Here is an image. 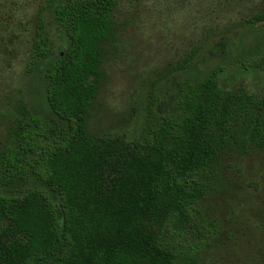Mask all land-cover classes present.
I'll use <instances>...</instances> for the list:
<instances>
[{"label": "trees", "instance_id": "16d2710c", "mask_svg": "<svg viewBox=\"0 0 264 264\" xmlns=\"http://www.w3.org/2000/svg\"><path fill=\"white\" fill-rule=\"evenodd\" d=\"M115 5L39 4L16 97L0 101V264H199L220 231L201 205L225 157L264 152V91L223 90L196 70L198 47L138 141L90 132ZM249 24L263 36L264 12Z\"/></svg>", "mask_w": 264, "mask_h": 264}, {"label": "rangeland", "instance_id": "374dc122", "mask_svg": "<svg viewBox=\"0 0 264 264\" xmlns=\"http://www.w3.org/2000/svg\"><path fill=\"white\" fill-rule=\"evenodd\" d=\"M40 3L0 0V101L16 97ZM263 12L264 0H116L112 35L100 50L90 132L138 141L148 121L170 109L180 86L169 72L195 47L199 73L216 72L223 90L244 86L261 96L264 35H246ZM4 131L0 117V147ZM201 207L220 231L199 264H264L263 151L225 157L216 190Z\"/></svg>", "mask_w": 264, "mask_h": 264}]
</instances>
